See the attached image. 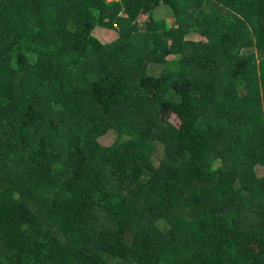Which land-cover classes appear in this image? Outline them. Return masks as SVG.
Masks as SVG:
<instances>
[{
  "label": "trees",
  "instance_id": "1",
  "mask_svg": "<svg viewBox=\"0 0 264 264\" xmlns=\"http://www.w3.org/2000/svg\"><path fill=\"white\" fill-rule=\"evenodd\" d=\"M258 166L264 0H0V264H264Z\"/></svg>",
  "mask_w": 264,
  "mask_h": 264
},
{
  "label": "rangeland",
  "instance_id": "2",
  "mask_svg": "<svg viewBox=\"0 0 264 264\" xmlns=\"http://www.w3.org/2000/svg\"><path fill=\"white\" fill-rule=\"evenodd\" d=\"M156 18L159 21H167L171 27L176 22L174 17H173L172 12L167 7L161 8V10H159ZM94 36L98 40H100L103 44L112 43L113 41H115L117 39V35L114 32L104 30L103 28H97L94 31ZM190 39L194 40V41H200L201 40V38L199 36H196V35L190 36ZM153 70H154V73H158L156 75H159V73L162 71V67H153ZM116 138H117V133L115 131H110L105 136L101 137L99 139V142L104 146H110L116 141ZM162 155H163V148L161 146H159L157 149V152L155 153V158H154V162L156 164H158V162L162 159ZM256 172L260 177L263 176L264 175V167L258 166L256 168ZM114 263L116 264V262H114ZM118 264H120V263H118Z\"/></svg>",
  "mask_w": 264,
  "mask_h": 264
}]
</instances>
